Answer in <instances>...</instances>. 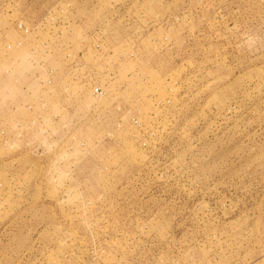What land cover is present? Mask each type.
Instances as JSON below:
<instances>
[{"label": "rangeland", "instance_id": "obj_1", "mask_svg": "<svg viewBox=\"0 0 264 264\" xmlns=\"http://www.w3.org/2000/svg\"><path fill=\"white\" fill-rule=\"evenodd\" d=\"M0 264H264V0H0Z\"/></svg>", "mask_w": 264, "mask_h": 264}, {"label": "built area", "instance_id": "obj_2", "mask_svg": "<svg viewBox=\"0 0 264 264\" xmlns=\"http://www.w3.org/2000/svg\"><path fill=\"white\" fill-rule=\"evenodd\" d=\"M19 27L21 28V25ZM10 49H11V45H7L6 46V51H9ZM4 55H5V53H4ZM95 92H97V90Z\"/></svg>", "mask_w": 264, "mask_h": 264}]
</instances>
